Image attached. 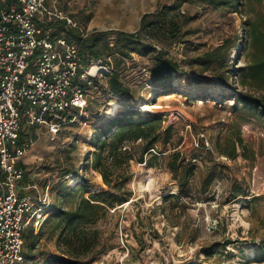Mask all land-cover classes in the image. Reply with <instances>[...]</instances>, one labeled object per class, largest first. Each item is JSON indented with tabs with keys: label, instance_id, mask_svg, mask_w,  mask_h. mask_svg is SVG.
<instances>
[{
	"label": "rangeland",
	"instance_id": "obj_1",
	"mask_svg": "<svg viewBox=\"0 0 264 264\" xmlns=\"http://www.w3.org/2000/svg\"><path fill=\"white\" fill-rule=\"evenodd\" d=\"M55 2L83 30L101 37L102 59L118 64L119 78L129 88L127 94H115L108 90V75L98 80L82 120L57 137L40 132L23 159L40 186L51 181L53 205L59 201V185L72 187L80 178L88 192L64 200L66 209L100 190L127 199L114 202L95 223L83 225L97 231L95 248L73 263L264 264V0H240L241 12L203 0ZM172 3L178 8L165 11ZM119 32L138 34L156 51L163 48L185 74L173 75L170 90L152 86L155 52H134L131 59L110 55ZM225 41L233 75H228V67L199 73L198 65L188 63ZM233 91L259 101L260 112L235 103ZM113 101L122 107H112ZM127 109L158 116L160 131L170 130L154 151L144 154L143 162L141 142L125 144L131 160L110 169L118 187L113 191L92 166L95 134L108 133V119ZM200 139L208 142V150L195 144ZM232 146L235 158L224 154ZM174 151L180 153L179 178L187 164L195 167L183 191L169 169ZM42 231L36 232L32 259L19 264L68 258L67 246L57 238L60 229L53 231L49 222Z\"/></svg>",
	"mask_w": 264,
	"mask_h": 264
},
{
	"label": "built area",
	"instance_id": "obj_2",
	"mask_svg": "<svg viewBox=\"0 0 264 264\" xmlns=\"http://www.w3.org/2000/svg\"><path fill=\"white\" fill-rule=\"evenodd\" d=\"M55 1L0 0V264L22 262L25 230L51 213V181L40 186L23 159L40 132L57 137L81 121L111 71L67 38L89 33Z\"/></svg>",
	"mask_w": 264,
	"mask_h": 264
},
{
	"label": "trees",
	"instance_id": "obj_3",
	"mask_svg": "<svg viewBox=\"0 0 264 264\" xmlns=\"http://www.w3.org/2000/svg\"><path fill=\"white\" fill-rule=\"evenodd\" d=\"M209 5L218 8H230L233 11H240V0H203ZM179 4L172 3L164 10L171 11L178 8ZM152 24V23H151ZM106 32L105 34H108ZM67 38L76 42L80 48L81 53L89 51L95 58H102V51L99 48L101 37L96 33H89L86 37H80L77 32L70 31ZM105 49L111 50L105 43ZM229 49L227 41L223 44L216 46L210 51H206L198 56L189 59V62L199 66V73H204L208 70L221 71L228 67L230 57L226 54ZM155 52L153 57V66L151 69L150 82L152 86H159L163 91L172 88V78L174 74H185V69L175 59L168 57L163 48L156 51L155 47L140 39L136 33L119 32L116 43L112 48L110 55L118 54L121 57L131 59L132 53L146 54L148 52ZM110 64L111 71L108 75V90L115 94H127L129 88L125 86L117 71L118 64L114 66ZM228 75H233V67H228ZM232 97L235 103L240 102L243 107L260 112V103L257 100L250 99L243 95L241 92L233 91ZM165 93H159L164 95ZM261 114H264V112ZM161 119L155 115L143 114L137 109H127L124 111H117L113 116L108 119L109 131L104 133L95 134V147L93 152L92 166L100 173L104 184L113 191H117L118 187L110 175L111 168H120L127 164L131 157L128 155L126 143H135L138 140L141 142V150L139 160L144 161V154L151 152L155 149L157 143L160 141L161 135L169 132L170 127L166 128L163 132L160 131ZM169 138L166 139V143ZM179 152L174 151L171 154V161L169 162V169L175 178L178 177L181 165L177 159ZM230 158H235L237 152L235 146H232L230 151L224 152ZM146 162V161H145ZM194 165L187 164L184 167L183 175L179 178V189L183 191L187 185L188 179L193 175ZM85 179L80 178L79 181L72 187H68L65 183H61L58 187L57 199L59 200L54 205L51 204V213L45 219L40 228L39 235L42 234L43 226L49 222L52 223V230L60 229L57 238H60L68 250L65 253L68 258L54 257L50 260V264H74L78 258L87 254L92 248H95L94 238H97V231L90 232L83 225L93 224L101 218L107 209L114 208V202H124L127 199L119 197L109 190H100L91 193L88 197L82 196L73 209H66L63 206V201L73 197L76 192L81 191L82 194L88 192L87 186L84 184ZM52 191V189H51ZM238 195V194H237ZM51 231V232H53ZM38 233L34 232L33 227L29 226L24 232L23 241V260H31L37 240ZM90 234L92 237H90Z\"/></svg>",
	"mask_w": 264,
	"mask_h": 264
},
{
	"label": "bare ground",
	"instance_id": "obj_4",
	"mask_svg": "<svg viewBox=\"0 0 264 264\" xmlns=\"http://www.w3.org/2000/svg\"><path fill=\"white\" fill-rule=\"evenodd\" d=\"M112 107H122V105L120 104V103H117V102H115V101H113L111 104H110ZM154 107V106H153ZM145 108H148V106L147 105H145L144 104V106H143V108H142V110H146ZM150 109H151V107H150ZM112 110V109H111ZM149 110V109H148ZM149 179V181H148V186H150L149 184H150V178H148ZM76 181V180H75Z\"/></svg>",
	"mask_w": 264,
	"mask_h": 264
}]
</instances>
